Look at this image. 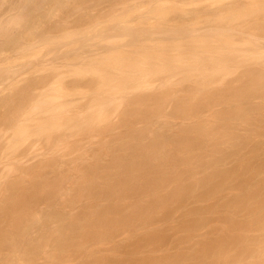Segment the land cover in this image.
<instances>
[{
    "label": "bare ground",
    "instance_id": "bare-ground-1",
    "mask_svg": "<svg viewBox=\"0 0 264 264\" xmlns=\"http://www.w3.org/2000/svg\"><path fill=\"white\" fill-rule=\"evenodd\" d=\"M6 1L9 0H0V12L8 3ZM12 1L10 0V2ZM117 1L118 3H116ZM133 1L94 0V3H92L95 6L99 4L100 7L101 4L105 5L104 9L106 4L103 3L115 2L117 6L120 5L119 10L116 4L115 8L114 5L113 8L112 5L109 6L110 9L117 10L112 11L113 13L110 10L111 14L107 12L109 14L106 18L108 22L105 21L106 24L103 22L105 25L100 27L102 28L100 32L105 34L108 31L110 33L111 31H113L112 33L123 31L128 34L130 39L132 38L131 43L139 45L141 50L138 46L136 48L138 51H136L134 46L132 47L126 43L125 46L132 47V53L128 51V54L124 50H129L130 47L123 50L118 49L120 47L119 38H113L114 40H112L109 36L111 40L109 41L107 36L108 39L105 38L106 40L101 41L102 44H99L102 46L107 40L108 43L113 41L114 43H111L112 49L110 50L111 47L109 46L110 48L105 51L106 47L104 46V51H100V53H104V57L100 55L102 58L98 57L99 59L93 53L96 59L95 62H97L95 65L93 63V65H90V62L94 60L89 59L90 62L83 61L85 66L81 67L82 69L77 67L78 70H82L81 72L78 71L77 74L73 73L75 77L79 75V77H76L78 80L79 78L84 79L82 81L85 82L88 75L91 77L88 78L90 81L85 82L90 83V89H85V92H89L84 94L85 97L89 101L96 98L100 102L99 110L94 109V107L93 109L96 112L91 113L92 115L88 113L89 120L84 116L87 119L84 120L85 123L83 122V119H85L83 115L87 116V114L82 112L87 108H84L82 103L79 104L81 100L79 102V100L73 98L77 92L73 91L75 95L72 91L69 93L70 90L68 89L70 88H68L67 93H63L66 89L62 90L64 87L60 88L59 86L57 89H61L62 92L54 89L51 91H56V94L61 92L64 95L58 94L56 96L54 92L53 94L49 90L51 87L47 83L50 84V81H46V77L42 74L39 75L40 77H36V81L42 75L45 78L38 79V81L42 80V84L39 81L40 85H45L43 83L45 81L47 82L45 86L48 85L49 88L44 86V89H46L43 92L39 93V91L38 96L35 94L34 97L37 99L32 100L33 97L29 98L36 90H40L37 89L38 86L41 87L38 82H34L35 78L31 79L33 86L26 83L28 86L24 91L28 87H32L33 90L35 85L37 87L33 93H31L33 91L31 88V92L28 89L30 92L27 91L29 97L26 95L27 93L25 95L19 93L17 95L20 96H16L17 92L14 94V91L15 96L11 95L12 99L9 95L12 93L9 91L11 89L8 88L6 90L9 91L8 96L10 97L5 99L2 96L5 92L0 89L2 92L0 93V96H2L0 97V172L4 170L0 174V264H69L72 263L71 260H75L76 264H140L142 261L141 264H264V105L255 101V99L264 100V49L257 50L254 48L256 51H253L251 48L252 46L255 47V43H261L260 40L264 37V32H261L264 31V23H257L258 20H264V4H261L262 1L264 3V0H256V3L251 0L254 4L248 0L254 6H251V3L249 4L247 0H237L236 4L237 2H244L243 4L239 3V9L241 6H246V10L245 8H243L244 11L242 8L240 9L242 12L240 10L234 12L235 8L238 9V5L236 6L233 2L234 0L230 4H226L225 7L220 4L216 9L211 8L209 4L205 6L204 2V6L200 7L201 5H198L201 9L208 10L204 15L206 16L204 19L207 21L208 26H213V28L211 27L212 31L214 28L217 29L219 22L221 23L219 25L224 23L222 26H227V29L228 26L231 28V24L235 22L232 25L231 32H226L227 30L224 32V35L230 34V36L227 35L229 38L223 36V31H219V33L210 36L213 38L205 35L203 39L207 37L206 42H202L201 37V40H199L197 38L199 35L195 34V36L188 33L197 25V29L201 28L202 31H207V28H210V26L203 27L207 26L204 25V20L202 22L198 21L203 17V15H200L201 13L199 14L200 17L202 16L201 18L193 13L196 10L198 11L199 7H194L193 12H191L190 8V10L186 7L183 8L182 3L184 2L182 0H179L180 3L182 2V7L174 5L176 3L172 4L170 1L168 2L170 3L169 6H162V8L159 6L161 4L159 2H163V0H138L134 2L137 4L140 2V5L141 2L142 4L147 2V8L134 12L133 9L140 10L141 6L139 5V8H137V4L134 6ZM187 1L190 4L202 2V0ZM257 1H260V4ZM10 2L9 8L6 7L7 10H4L6 12L2 13L3 15L0 17V51L1 48H7L5 49L7 52H9L8 49L14 50V48H17L16 50L21 51L19 52L21 53L20 57L16 54L17 58L25 59L15 63L19 59L14 62V58L9 57L10 61L14 62L9 63V58L3 57L7 60L8 65L3 61V64H0V80H7L6 82L17 76L16 74L19 71L21 73L24 66L26 70L27 65H33L32 62L35 60H41H37L38 57L34 51L38 48L37 44L41 45L43 43L48 52H52V54L55 52L54 55L57 52L60 54L62 50L59 51L60 48H57V45H67V43L74 41L77 43V40L85 39V37L92 39L93 35H97V30L95 31L92 28L96 25L90 26L89 23L95 18H100L99 21L105 19L106 14L102 17L100 14L104 12L96 11L100 14L95 18L92 14V18L90 17L92 20L88 17L90 11L89 14H86L88 16L85 21L87 22L89 19L88 25L90 29L92 28L93 34L90 29L84 30L85 22L81 21L84 16L82 17L79 14L83 10V4L78 8V3L75 4L71 0H14L12 3ZM71 2L74 7L75 5L78 6L75 8L76 12L73 11V6V9L69 7ZM132 2L133 5H131ZM175 2L177 1L175 0ZM180 3L177 2L179 5ZM232 3L234 9L232 8L233 5L231 6ZM164 5L166 4L164 3ZM208 5L211 9L208 8ZM229 5L233 11L228 8L231 13L223 12ZM248 5L251 8L247 7ZM98 7L97 5V9L101 10ZM90 8L87 7V10H84L88 11ZM117 11H119V14H116ZM132 11L140 13L133 16L136 18V22L139 23L138 25L136 22L130 21L131 18L133 20V17L129 18L133 15ZM83 12L85 15V11ZM189 12L197 16H194L196 19L198 18L194 22H199V24L192 22L195 19L193 17V19L190 18L191 21H182V23L187 22V24L191 22V24L189 23L190 26L180 25L179 15H181L180 17L186 16ZM237 12L241 13L238 14ZM60 13H65L66 16L70 13L75 15L70 14L65 17L63 14L59 16V20L57 14ZM153 13L155 16L150 15ZM203 13L205 14V12ZM223 13H226L225 16H223ZM76 14H79L77 16L82 18L79 19ZM112 14L115 16H112ZM170 15L176 16L175 18L172 16L174 19L178 17L179 20H176L179 23L175 24L176 21L170 18ZM52 16H56L55 20L57 19L58 23L67 18L65 19L67 21H62L63 25L67 23L66 28L64 27V31L60 30V35H57V37H62L60 40L55 39L56 33L52 34V31V33H49L50 29L47 31L44 29V24L51 25L49 18ZM70 16L72 18H69ZM156 16L158 19L155 18ZM113 17L114 19H112ZM150 17L157 19V22L154 19L156 23H151ZM240 18L243 19L244 24L248 21L247 18H249V21L253 19L248 27H244V24L242 26V23H240L242 22L239 20ZM48 19L49 22H47ZM69 19L83 25V27L79 25L84 30H82V34L81 31L78 33L79 31L75 28L76 34L66 33L61 36V33L66 32L65 29L69 28L68 23L71 24V21H68ZM109 19L112 20L109 21ZM170 19L175 21L174 24L169 23L172 21ZM143 20L146 23L145 26L142 25V27L127 33L126 28L133 27L128 23L131 22V24L141 26ZM99 21H97V27L101 26L102 21ZM147 21L153 24H150L152 28H156V36H153L155 30L149 28V23L148 27ZM209 22L211 24H208ZM213 22L218 23L212 24ZM255 22L262 29H260L261 31H259ZM93 24L91 22V25ZM192 24L196 26L192 27ZM54 25L52 27L55 29L56 26ZM255 25L257 28L251 31L255 32L257 30L259 32H255L249 40L256 35L257 38L252 39V41L255 42L256 39L259 41L252 45L253 42L246 39L244 41L243 39L250 37L253 33L250 34L249 29L246 28H250V26L253 28ZM60 26L58 25L59 29H61ZM85 26L87 27V23H85ZM234 26L239 27L235 32L240 31V28L245 29L239 33L244 30L249 32L250 35L247 34L246 36L242 33L245 37L239 33L238 36L245 43L249 42V46L245 45L244 42L245 46H243L245 50H248V47L251 48L252 52L246 51L247 53H245L243 49L239 51L236 48L240 43L238 42L239 37H236L237 33L232 34ZM225 27L221 28L219 26L218 29H226ZM203 28L207 30H203ZM195 29L192 31L196 32L197 29ZM141 31L145 34L141 33L140 35H146L147 39L143 38L142 40V37L139 36ZM47 33L52 35V38ZM260 33L261 38L258 36ZM99 34L98 37L100 36L99 39L102 40L103 37L101 38V34ZM53 36L55 37L53 38ZM201 36L203 37V35ZM232 36L234 39L230 41ZM129 37L126 39H129ZM155 37H159L157 41ZM223 37L229 40L225 41ZM99 39L96 40L99 42ZM179 39L181 40L179 41ZM146 40H149L148 43ZM222 40L224 43L221 42ZM262 40L264 41L263 38ZM83 41L81 40V51H83ZM154 41L156 42L154 43ZM235 41L238 42V45ZM92 42V40L91 42L88 41L91 44ZM96 42L93 44L98 45ZM117 42L118 48L116 47ZM263 43L260 47L264 48ZM43 44L41 47H43ZM77 44H80V42ZM87 44L85 42V45ZM143 44L148 46L150 44L151 47L146 45L145 47ZM259 45L261 44L256 46ZM122 46L120 48H123ZM241 46L242 43L239 48ZM16 50L9 53L13 54ZM109 50L110 52H108ZM112 50L115 51L113 53L115 56L113 54L108 55L113 52ZM117 50L119 54H124L116 57ZM98 51L97 54H99ZM105 52H108L107 55L110 56L107 59L105 58ZM3 53H5L4 50L1 54ZM83 53H80V58L86 56ZM86 54L88 55V53ZM8 55L6 53L7 57ZM66 55L63 59L67 61L64 63H68V66L65 65L67 67L72 65L75 68L76 65H73V61L74 64L79 63V61H75L80 60L79 55H76L77 59H75L74 54L73 56ZM90 56L87 57L90 58ZM46 59L41 60L43 61L42 68L50 65L49 60ZM83 59L81 58V60ZM46 61L49 62L48 65H46ZM236 64L243 65V72L241 71L240 75L238 72L242 68L235 69ZM37 65L39 64L37 63ZM80 65H83L82 61ZM66 66L62 68H66ZM41 67L39 65L38 69ZM46 69H51L53 72L52 68L47 67ZM115 70L123 72L118 74ZM234 70L238 71H236L238 74L237 79L231 80L232 82H225L226 76L234 73ZM63 73L61 72V76ZM45 75L47 74L45 73ZM56 75L59 76V74ZM80 75H85V78ZM14 80L15 86L17 80ZM74 81L76 80H73L72 86L75 85ZM24 82L22 81V83ZM2 83L4 84V81ZM76 84H79V81ZM62 85L63 83H61ZM81 92H84V89ZM117 95H119V98ZM94 96L96 97L94 98ZM5 97H7V94ZM85 97L84 100H86ZM28 99H31L30 104L27 103ZM77 101L80 106L76 105L75 102ZM94 102L95 106H98L97 103L99 102ZM114 108V112L117 109L121 110L120 115L118 114L119 116L114 119L118 121L113 120V115V118L111 117ZM55 118L58 119L57 122ZM86 121L88 122L86 123ZM8 124L11 130L10 133L8 132L9 136L6 137L9 130L5 126H8ZM116 129H122L123 133L119 130L121 133L115 135L114 130ZM76 130L80 133L81 139L84 136L85 141L87 140L86 144L91 141L96 143L92 147L96 145L97 147L92 148L88 145L87 148V145H85L87 148L85 150V147L83 149L84 145L82 146L85 141L81 143L79 139L78 146L75 143L74 145L71 144L72 146L76 145L74 152V150L72 151L74 148L70 149L71 146L69 148L64 146L65 140L64 144L62 142L61 145H63V149L65 147V150H70L63 153V150H60L62 149V147L60 148L61 140L64 137L65 139L71 137V133ZM74 138L76 137L74 136ZM95 140L97 141L95 142ZM35 146L36 148L40 146L42 150L33 149ZM88 149L89 151H87ZM245 149L246 151H244ZM76 151L79 153L75 155ZM73 153L74 155L70 156L72 158L69 159L68 155ZM28 154L38 157H34L35 160L30 158L32 156L28 157L33 162H30V160L25 161L26 158L24 160V157L21 160L22 155ZM231 163H233L232 166ZM5 166L10 167H6L9 170L8 172H6ZM1 177L5 178L1 180ZM3 180L6 181L3 182ZM234 189L237 191H233ZM216 198L217 200L220 198V205L218 204L219 201L216 203ZM192 201L194 205H191ZM206 201L208 204L205 203ZM209 201L219 206H211ZM202 203L203 207L206 204L205 208L202 207ZM187 204L188 206L190 204L191 207L196 206L188 210ZM183 207L184 211L187 212L185 213L186 216L182 213L184 212L182 211ZM173 213H178V216L181 213V216L183 214L186 218L184 219L182 216L177 221ZM169 217H174L177 223L174 220L175 224L173 225V220L171 223ZM159 218L164 221L161 220L158 223L161 225L163 221L164 224H162L165 226L157 225ZM179 224H182L181 228ZM153 225L157 228L154 229ZM170 229L174 234L169 232ZM183 229L186 231L184 235L180 232ZM200 229L204 234L199 232ZM167 233L170 235H167ZM121 236L128 238L127 240L131 239L133 242L130 243ZM195 237L200 238L199 241L197 240L199 243H196L197 238L194 240ZM122 238L125 239L124 243L133 244V247L130 244V246L128 244L126 246L122 242L124 240H120ZM166 239H170L172 242L168 241L167 243ZM134 240L137 246L134 245ZM192 240L195 244H192ZM150 243L154 247L159 246L162 254L161 251L159 256L151 253L154 257L150 254L152 258L146 257L145 259L141 257L145 252L142 250L150 249L152 251L153 247ZM145 244H147V247L148 244L151 245L148 247L149 249H140V245L146 246ZM128 247L132 248L129 249ZM155 251L159 252V249ZM138 253L143 254L139 256ZM144 256L146 255L144 254ZM147 256L149 255L147 254ZM136 258L137 260H135ZM231 258H234L235 261L233 259V262H230Z\"/></svg>",
    "mask_w": 264,
    "mask_h": 264
},
{
    "label": "rangeland",
    "instance_id": "rangeland-1",
    "mask_svg": "<svg viewBox=\"0 0 264 264\" xmlns=\"http://www.w3.org/2000/svg\"><path fill=\"white\" fill-rule=\"evenodd\" d=\"M11 1H12V0H11ZM13 1H14V0H13ZM13 1H12V2H13ZM71 1H72L73 3L75 2V4L78 3L77 5H79V7H78L77 5H75V7H74V4H73L72 2L69 3V4L71 5V6H69V7L72 8V6H73L74 9H73V8H72V9H73V11L75 10V12H76V9H75L76 7L80 8V6H82V4H83L84 7H85V6H86V3L88 2V3H87V6H86L85 8L82 6V9H83V10H81L82 12L79 13L82 17L84 16V17H83L84 19H83L82 17H78L79 14H76V17H78L79 19L82 18L81 21H82L83 23H84V22L87 23V27H89V25H88V21H89V19H88L87 22H86L85 20L87 19V16H88V15H86V14H89V11H90V16H88L89 18H90V17L92 18V16H91L92 14H93V17H94V18H95V16L98 17L100 13H99V12H96V11L104 12V13L100 14V16H102V17H104V14H105V13L107 14V16H106V14H105V19H101V20H100V21H102V22H101V26H99V27H97V25H98V24H97V23H98L97 21H99L100 18H99V19H98V18H97V19L95 18L97 21H96L95 19L92 20V19L90 18V20H92V21H91L92 24H93V23H94V24L91 25V22H90L89 24H90V26H94V25H96V26H94V27H92V28H93V30L95 29V31L97 30L96 33H98V34H99V33L101 34L100 29H102V28H100V27H102L103 25L106 24L105 21L108 22V20L106 19V18L108 17V15L111 14L112 11H116V10H117V9L112 10L113 5H114V8H115V4L118 3V1H117L116 3H115V2H114V3H110V2H109V3H103V4H106V7H109V6L112 5V8L110 9V7H109V8H108L109 10H108L106 7H105V9H104V6H105V5L103 6V5L101 4V7H100L99 4H96V6H95V4H92V3H94V0H93V2H92V0H88V1H87V0H82V2H80V0H79V2H78V0H77V2H76V0H75V1H74V0H71ZM83 1H84V2H83ZM86 1H87V2H86ZM119 1H120V0H119ZM134 1H138V0H134ZM134 1H133V2H134ZM139 1H140V0H139ZM141 1H143V0H141ZM166 1H167V0H166ZM166 1L164 2V0H163V2H164L166 5H164L163 2H159V3L163 4V5L159 4V6H161V8H162V6H163V7H165V6H167V5L169 6L170 3H168V2L171 1L172 4L176 3V4H174V5H178L179 7L183 4V6H184L183 8H185V7L188 8V9L190 8V9L192 10L191 12H193L194 7H195V8H198V7H199L198 5H201L200 7H202V6H204V3H205V6H207V4H209L211 8L214 7V8L216 9V8H218V5L220 6V4H221L222 6L225 7L226 4H230L231 1H233V0H202V2L199 1L198 3L192 1V2H193L192 4L188 3L187 0H185V1L182 0L185 4H190V5H188V6H186V5H185L184 3H182V2H181V3H182V4H181L179 0H176V1H177L178 3H180V5L177 4V2H175V0H173V2H172V0H168L167 2H166ZM190 1H191V0H189V2H190ZM236 1H237V0H234L233 2L235 3ZM242 1H246V0H242ZM247 1H248V0H247ZM249 1H251V0H249ZM249 1H248V2H249ZM7 2H8V3H7ZM9 2H10V0H9V1H6L7 4H6L5 7L3 8V10L1 9L2 11L0 12V13H1V14H0V17L6 12V11L4 12V10H7V8H9V7H8V6H9ZM12 2H10V3H12ZM85 2H86V3H85ZM133 2H132L131 5H133ZM203 2H204V3H203ZM208 2H209V3H208ZM251 2H253V1H251ZM251 2H249V4H250ZM254 2L256 3V0H254ZM254 2H253V4H254ZM257 2L259 3L260 1H257ZM80 3H81V4H80ZM139 3H140V2H138V4H137L136 2H134V6H135V4H137L136 6H137V8H139V7H138V6L140 5ZM144 3H145V4H142V2H141L140 10H138V9H137V10H136V9L134 10V9H133V11H134V12H136V11L138 12V11H142L143 9L147 8V7H146V6H147V4H146L147 2H144ZM196 3H197V4H196ZM223 3H224V4H223ZM239 3H240V4H243L244 2H243V3H242V2H239ZM239 3H238V2H237V4L235 3L236 6L238 5V6H237L238 9H236V8L234 9V5H233V3L231 4V6L233 5L232 8L234 9V12H235V11H239L241 8H242L243 11H244L243 8H245V10H246V6H245V7H242V6H241V8L239 9V7H240V6H239ZM258 3H257V4H258ZM129 4H130V3H129ZM172 4H171V5H172ZM193 4H194V5H193ZM253 4L251 3L250 5H251V6H254ZM259 4H260V3H259ZM261 4H264L263 1H262ZM97 5L99 6L98 8H100L101 10L97 9ZM123 5H124V4H123ZM155 5H156L157 8H159L157 4H155ZM195 5H197V6H195ZM209 5H208V8H210ZM244 5H245V4H244ZM116 6H117V4H116ZM119 6H120V5H119ZM119 6H117V8H118ZM125 6H126V4H125ZM127 6H128V5H127ZM134 6H133V7H134ZM191 6H192L193 8H192ZM216 6H217V7H216ZM227 6H228V5H227ZM231 6L229 5V7H227V9L230 8ZM236 6H235V7H236ZM251 6L248 5L247 7L251 8ZM258 6H260V5H258ZM258 6H257V7H258ZM6 7H7V8H6ZM87 7H88V9L91 7V8H93V10H91V8H90V10L86 11V10H87ZM102 7H103V10H102ZM122 7H123V6H122ZM133 7H131V8H133ZM181 7H182V6H181ZM200 7H199V8H200ZM120 8H121V6H120ZM203 8H204V7H203ZM211 8H210V9H211ZM232 8H230V9L233 11ZM249 8H247V9H249ZM253 8L255 9L256 7H253ZM253 8H252V9H253ZM69 9H70V8H69ZM84 9H86V10H84ZM95 9H96V10H95ZM188 9H187V10H188ZM190 9H189V10H190ZM200 9H201V8H200ZM200 9H199L198 11L195 9L196 11H194L193 13H194V14L196 13L195 15H197V16H199V17H200V15H203V17L201 16L202 18L200 17V18H201L200 20H199L198 18H197V19H198V21H201V22L204 20L205 24H204V22H203V24H204V25H207V23H206L207 21H205V19H204L206 16H204V15H206V13H207L208 10L205 11V10H203V9H201V10H200ZM227 9H226L225 11H223V12H226V11H227V12H230V11H231L230 9H228L229 11H228ZM254 9H253V10H254ZM70 10H71V9H70ZM94 10H95V11H94ZM110 10H111V12H110ZM118 10H119V8H118ZM242 10H240V11L242 12ZM83 11H85V15H84V12H83ZM105 11H106V12H105ZM133 11H132L133 15L130 16L129 18L133 17L134 14H135V15L140 14V13H134ZM201 11H202V12H201ZM251 11H252V10H251ZM71 12H72V11H71ZM77 12H78V11H77ZM107 12H108L109 14H108ZM117 12H118V13H116V12H115V13H116V14H119V11H117ZM191 12H189L188 14H186V16L183 15L184 17H183V16L180 17L181 15H179L180 23H179V21H178V20H179L178 17L176 18V19H178V20L174 19L176 16H173V15H172V16L174 17V18H173V17L170 15L169 17L176 21L175 24L179 23L180 25L185 24V25H189V26H190L191 22H188V24H187V22L182 23V21H188V20L191 21V19H193V17L195 16V15L192 14ZM197 12H198V14H197ZM203 12H205V14H204ZM241 12H237V13L239 14V13H241ZM2 13H3V14H2ZM73 13H74V12H73ZM73 13H70V14L75 15V14H73ZM95 13H96V14H95ZM97 13H98V15H97ZM112 13H113V12H112ZM200 13H201V14H200ZM230 13H231V12H230ZM63 14L65 15V17H67V16L70 15V14H67V16H66L65 13H63ZM63 14H61V13H60V14H57V15H58L57 19L60 20L59 16H60V15L62 16ZM94 14H95V15H94ZM191 14H192V15H191ZM199 14H200V15H199ZM225 14H226V13H225ZM225 14L223 13V16H225ZM57 15H56V16H57ZM77 15H78V16H77ZM150 15L155 16L154 13H153V14H150ZM150 15H149V16H150ZM56 16H52V17H51V18L54 17V18H53L54 20H53V19L51 20V18H49V19H50V22H49V19H48L47 22H49L51 25H49V24H47V25L44 24V25H43V23H44L45 21H44L43 23H41V25L44 26V29H46L45 31H47V30L50 29V30H49V33H50L51 31L53 32V33L51 32L52 34H55V33H56V34H55L56 37L53 36V38L55 37L56 40H57V38L60 40V38H62V37H60V36L57 37V35H60V32H61L60 30L64 31V27H65V25H67V23H66V24L64 23L65 25H63V22H64L63 20H65V19H67V18H64L63 20L61 19L63 22H62V21H61V22L59 21V23H58V22H57L58 20H57V19L55 20ZM85 16H86V18H85ZM112 16H115V15L112 14ZM112 16H109V17H112ZM197 16H195V17H197ZM74 17H75V16H74ZM102 17H101V18H102ZM195 17H194V18H195ZM210 17H211V16L209 15V18H210ZM252 17H253V16H252ZM69 18H72V17L70 16ZM150 18H151V17H150ZM155 18L158 19L157 16H156ZM155 18H154V17L151 18V23L155 22V21H154ZM183 18H185V19L183 20ZM190 18H191V19H190ZM222 18H223V17H222ZM250 18H251V17H250ZM255 18H256V17H255ZM255 18H254V19H255ZM263 18H264V17H263ZM73 19H74V18H73ZM73 19H72V21H73ZM75 19H76V18H75ZM75 19H74V20H75ZM112 19H114V17H113ZM112 19H111V20H112ZM135 19H136V18L133 17V20H132V18H131L130 21H132V22H136L137 20H135ZM157 19H155L156 22H157ZM172 19H170V21H171ZM181 19H182V20H181ZM186 19H187V20H186ZM197 19H196V18L193 19L192 22H194V20L196 21ZM252 19H253V18H252ZM252 19H251V21H252ZM257 19H258V18H257ZM111 20L109 19V21H111ZM134 20H135V21H134ZM149 20H150V19H149ZM149 20H148V21H149ZM173 20H172L171 22H169V21H168V22H169L170 24H171V23L174 24L175 21H173ZM206 20H207V19H206ZM239 20L242 21V22H240ZM239 20H238V21H239L240 23H242V26H243V24H244L245 22L243 23V19L241 20V18H240ZM247 20H248V21H247ZM247 20H246V21L249 22V23L246 22V24H248V25L244 24V27H248V26L250 25V22H251V21H249V18H247ZM65 21H67V20H65ZM68 21H71V19H69ZM72 21H71V24L68 23L69 28L65 29L66 32L61 33V36L64 35V34H66V33H69V34H76L77 31H79L78 33H80V31H81V34L83 33V32H82V30H83V29H82L83 25H80L79 20L77 19V21H78L79 24H77L76 21H73V23H72ZM93 21H95V22H93ZM100 21H99V22H100ZM145 21H146V20H145ZM148 21H147V25H148V23H149V25H150L151 23L148 22ZM177 21H178V22H177ZM254 21H256V20H254ZM254 21H253V22H254ZM47 22H46V23H47ZM52 22H53V23H52ZM74 22L77 24V26H76V24H75ZM82 22H81V23H82ZM103 22H104L105 24H103ZM156 22H155V23H156ZM258 22H263V23H264V20H263V21L258 20L257 23H258ZM57 23H58V24H57ZM61 23H62V24H61ZM83 23H82V24H83ZM85 23H84V30L90 29V27L87 28V27L85 26ZM136 23H137V22H136ZM155 23H154V24H155ZM189 23H190V24H189ZM194 23H195V24H197V23L199 24V22H194ZM216 23H218V22H216ZM216 23L213 22L212 24H216ZM234 23H235V22H234ZM234 23L231 24V28H229V26H228V29H227V26H226V27H225V26H222L224 23H223L222 25H219V24H221V23L219 22L218 27H219V26H220L221 28H222V27H223V28L225 27L226 29H221V28L218 29V27H217V29L214 28L215 30L213 29V31L211 30V29L213 28V26H211V25H209L210 28H207V27H209L208 25H207V26H203V25H202L203 27H206L208 30L205 29V28H203V30H207V31H202V29L200 28L201 31H199L200 29H199V28H198L199 30L197 29L198 25H197V27H195L196 25H195V24H194V25L192 24V25H193L192 27H195L197 30L194 28V29L196 30V32H195V31H192V30H194V29L191 27L192 29H191L188 33H191V35H192V34H193V35H195V34H196V35H199V37L197 36V38H198L199 40L203 39L205 35H206L207 37H208V36L210 37V36L215 35L216 33H219V31H221V32L223 31V32H222L223 36H227L228 34H225V35H224V32H225L226 30H227L226 32H231L232 25H233ZM236 23H237V22H236ZM255 23H256V22H255ZM257 23H256V25H257ZM263 23H262V24H263ZM54 24H55V25H54ZM60 24L62 25L63 29H62V27L60 26ZM69 24H70L71 26H70ZM72 24H73V26H72ZM128 24H129V25H132L133 27L131 28V26H130V29H129V27H128L129 25H128ZM128 24H127V25H128V26H127L128 28H126V30H127V33H130V31H133V30H135V29H138V28L142 27V25L145 26L144 24H146V23H145L144 20H143V23H141V26H137L139 23H137V25L134 24V23L131 24V22L128 23ZM133 24H134V25H133ZM200 24H201V23H200ZM208 24H211V23L209 22ZM238 24H239V23H238ZM253 24H254V23H253ZM253 24H252V25H253ZM52 25L56 26L55 29L52 27ZM58 25L60 26L61 29L58 28ZM79 25L82 26V27H79ZM99 25H100V23H99ZM135 25H136L137 28L134 27ZM149 25H148V27H149ZM151 25H153V24H151ZM151 25H150L149 28L155 30V32H153V36H156V28H154V27L152 28ZM239 25H240V24H239ZM245 25H246V26H245ZM256 25H255V27H253V28L250 26L251 29H250V28H246L247 30L249 29L248 31L250 32V34L253 32L251 35L249 34V32H247V31H245V30H244V31L247 32V33H245L244 31H242V33L245 34V36H246L247 34L250 35V37H249V36L247 37L248 39H247L245 36H243L242 33H239L241 30H243V29H245V28H240V29H241L240 31L235 32V31H237V30L239 29V27H236L237 24H236V26H234V27L237 28V29L235 30V28H233L234 31L232 30V34H233V33H237V36H236V37H239V41H238V42H239L240 44L242 43V46H241V47H243V48H241V47L239 48L240 44L238 45V44H237L238 42L236 43V41H235L236 45H238V47L236 46V48H237L239 51H240V50L242 51V49H243V50L245 51V53H247V52L250 53V52H252L251 48L253 49V51H254V50L256 51V49H257V50H260V49L263 50V49H264L263 47H260V46H262V42H264V41L262 40V38L264 39V37H262V38L260 37V36H261V33H260V35H258V36L261 38V40H262V41L260 40L261 43H259V42L255 43L256 41H259V40H257V39L255 40V42L252 41V39L254 40V38H257L256 35H254V37H253L251 40H249V39L251 38V36H253V34H254L255 32H259V31L262 30V29H261L260 27H258V25H257L259 31H257V30H255V32H254V31H251V30H254V28H255V29L257 28ZM259 25H261V24H259ZM45 26H46V27L48 26V27L46 28ZM49 26H50V27H49ZM242 26H240V27H242ZM253 26H254V25H253ZM41 27H42V26H41ZM96 27H97V28H96ZM200 27H201V26H200ZM211 27H212V28H211ZM57 28H58V29H57ZM65 28H66V27H65ZM75 28H77V31L75 30ZM79 28H81V29H79ZM92 28H91L90 30L93 32ZM52 29H54V30H52ZM56 29L59 31V33H57L58 31H57ZM68 29H69V30H74V31H69ZM131 29H132V30H131ZM209 29H210V30H209ZM260 29H261V30H260ZM42 30H43V27H42ZM55 30H56V31H55ZM67 30H68V31H67ZM84 30H83V31H84ZM154 30H152V31H154ZM229 30H230V31H229ZM263 30H264V29H263ZM43 31H44V30H43ZM88 31H89V30H88ZM98 31H99V32H98ZM128 31H129V32H128ZM197 31H199V32H197ZM214 31H215V32H214ZM71 32H72V33H71ZM108 32H109V34H108ZM108 32H107V33L105 32V34H103V33H104V32H103V33H102L103 35L101 34V38L103 37L102 40L99 39L100 36L98 37V34H97V35H96V34L93 35L94 37H93L92 39H91L90 37H85V36H84L85 39H81V40H82V41L84 40V41L86 42V44L88 43V41L91 42V40L93 41L92 44L95 43V42L97 41L96 39H99L100 41H99V42H98V41L96 42V43L99 45V47H98V45H96V44H93V45H92L91 43H88L87 45H85V42L83 41V43H84V44H83V47H82V50H83V51H81V48H80V47H81L80 45L82 44L81 40H77V43L80 42V44H77V43L74 41V42H69L70 44L67 43V45H66V44H60V46L57 45V48H58V47L60 48L59 51L62 50V52H60V54L57 52L55 55H54L55 52H53V54H52V52H48V51H47V47H44V44H43V43H42V44H43V47H41V45H42L41 43H40L41 45H38V44H37L36 46H38V48H37V47H36V48H37L38 50H37V49H36L37 51L34 50V51L36 52V53H35L36 56L38 57L37 60H39V59H41V60L46 59L47 56H48V58H47L46 60H49L50 63L46 61L47 64H46V62H44V64L48 65V63H49L50 65H48V66H45V65H44V66H45L46 68H47V67L52 68L54 73L52 72L51 69H46L45 67H43V68L41 67L43 61H41V60L36 61V60H35L36 62H35V61H34V62H35L36 64H35L34 62H32L33 65H31V64H30V65H27L28 68H27L26 70H27L28 72L25 70L26 67L24 66V68H22L23 71H22L21 73H19V72H20V71H19V72L16 74L17 76H14L12 80L9 79V80H11L10 83H8L9 80H8V82H6L7 80H6V81H5V80H0L1 83H2V81H4V84H5V85L8 84L7 86H5L3 83H2L3 85L0 83V84H1V85H0V89H1V91L4 90L5 93L7 92V93H6V94H7V97H5L6 94H5L4 92H3V93H4L5 96L2 95V94H1V95L6 99V98L10 97L11 95H12V96H15L14 94L17 92V93H16V96H20V95H17V94H19V93H20V94H23V93H24V95L27 93L26 95L29 97L28 94L31 92V90H33L32 87H30L31 90H30V88L28 87V89L30 90V92H29L28 89H26V91H24V90H25V88H27L28 85L33 86V84H31V83H32V80H31V79H34V78H35V81H34V82H35V83L38 82V85H40L39 81H40L41 84H42V80H39V81H38V79H41V78L43 77L42 75H44V76L46 77V81H50V84L47 83V82H45V81H44L43 83H45V85H46V83H47L48 85H50L49 87H51V88H49L48 85H47V86H45V85H43V86L40 85L41 87H39V86L37 85V86H38V88H37V87H35V86H36V85H35V86L33 87L34 90H33L31 93H33V92L36 90V88H37V89H40V90H36L37 92L35 91L36 93L34 92L33 94H31V95H30L31 97H29V98H32V97H33L32 100H34V98H36V97H34L35 94H37L39 91H40L39 93H41V91L43 92V91L46 89V88L44 89V86H45V87H48L49 90H50V92H52V91H51L52 89H54V90H56V91L58 90V92H59V90H61V89H57V87L59 88V86H60V88L64 87V88H62V90H65V89H66L65 91H63V93H64V92L67 93V89L70 88V89H68V90H70L69 93H71V91L73 92V91L75 90L74 92H77V93H75V94L78 95V96H76V95L74 94V92H73V94L75 95V96H73V98H75L76 100H79V102H80V100H81V102H80L79 104L82 103L83 107H84V108H87V110H84V111L81 110V111H83L82 113L85 112L84 114H87V116H86V115H83V117L85 116L86 118H88L89 114H90V115L94 114V113H93V112L95 111L94 109L99 110L100 102H99V99H98V101H97V99L95 98L96 96H94L95 100H93V99H92L93 97H92L91 100H93V101H89V99L87 100V97H85L86 95H84V94H86V93H89V92H85V91H86L85 89H87V88H88V90L90 89V83H89V82L85 83V82L88 80V78H89L90 76L88 75V77L86 78V80H85V82H84V81H82V80H84V79H80V78H79V80H78L76 77H79V75H76V77H75V74H77V73H79V72L82 71V70L80 71V69H82V68L85 66V65H84V62H86V61L90 62L89 59H92L91 61L94 60L93 62H90V63H91L90 65H93V64L95 65V64L97 63V62H95L96 59L94 58L96 55H97L96 58H98V57L102 58L100 55H103V57H104V53H103V52L100 53V51H102V50L104 51L105 47H106V49H105V51H106L107 48H110V47H111V43H114L113 41H112L111 43H110V42L108 43V40L111 41V40H110V37H111L112 40H114V39H116V38H117V39L119 38L120 43H121V44L119 43V45H120V47L123 45V46H122L123 48H120L119 45H118V42H119V41H118V40H115V41H118V42H117V45H116L117 48L119 47L118 49H122V50H123V49H126V48L128 49L130 46H129V45L125 46L126 43H127V44H130L132 47L134 46L135 49L139 46V45H137V44H134V45H133V44L131 43V42H132V41H131L132 38L130 39V37L128 36V34H126V33L123 32V31H121V32L119 31V32H115V33H112L113 31H111V33H110V31H108ZM192 32H193V33H192ZM211 32H212V33H211ZM261 32H264V31H261ZM49 33H47V34H48V36L51 37L52 35H50ZM141 33H142V34H145V32L141 31V32L139 33V36L142 37V40H143V38H146V39H147V37H145L146 35H145V36L140 35ZM200 33H201V34H200ZM205 33H206V34H205ZM238 33L241 34L243 37H245V38L243 39L244 41H245V39L248 40V41H251V42H253V44L250 43V44H252V45H254V43H255V47H254V46H252V47L250 46L251 48L248 47V50H247V49L245 50V49H244V46H245L246 44L248 45L249 42L246 41L247 43H245L244 41H242V40L240 39V36H238ZM42 34H43V33H42ZM45 34H46V33H45ZM91 34H92V33H91ZM93 34H94V32H93ZM100 34H99V35H100ZM110 34H111V35H110ZM116 34H117L118 37L116 36ZM122 34H123V38H122ZM43 35H44V34H43ZM85 35H86V34H85ZM88 35H90V34H88ZM88 35H87V36H88ZM125 35H126V37H124ZM196 35H195V36H196ZM201 35H203V37H202ZM107 36H108L109 39L107 38ZM109 36H110V37H109ZM112 36H113V37H112ZM114 36H115V37H114ZM119 36H120V37H119ZM149 36H150V35H149ZM228 36H230V34H229ZM228 36H227V38H229ZM233 36H234V35H233ZM233 36H232V39H231V37H230V39H231L230 41H232V40L234 39ZM50 37H49V38H50ZM91 37H92V35H91ZM95 37H96V38H95ZM127 37H129V39H126ZM140 37H139V39H140ZM200 37H201V39H200ZM207 37H206V38H207ZM236 37H235V38H236ZM27 38H29V37H27ZM51 38H52V37H51ZM105 38H107L108 40H107L106 42H104V45L101 46L99 43L102 44V42H103L104 40H106ZM113 38H114V39H113ZM120 38H122V39H120ZM124 38H125V39H124ZM158 38H159V37H158ZM158 38L155 37L156 41H157ZM179 38H181V37H179ZM206 38H205V39H206ZM210 38H213V37H210ZM210 38H208V39H210ZM223 38H225V39H223V40H225V41L227 40L226 37H223ZM260 38H258V39H260ZM89 39H91V40H89ZM93 39H94V40H93ZM152 39H153V38H152ZM195 39H196V38H195ZM205 39H203L202 42H206ZM217 39H218V38H217ZM221 39H222V38H221ZM221 39H219V40H221ZM237 39H238V38H237ZM142 40H141V41H142ZM159 40H160V39H159ZM180 40H181V39H179V41H180ZM223 40H222L221 42H223ZM228 40H229V39H228ZM228 40H227V41H228ZM235 40H236V39H235ZM101 41H102V42H101ZM123 41H124V42H123ZM144 41H145V39H144ZM146 41H147V43H148L149 40H146ZM150 41H151V40H150ZM156 41H154V43H155ZM182 41H183V40H182ZM182 41H181V42H182ZM196 41H197V40H196ZM210 41H211V39H210ZM230 41H229V42H230ZM240 41H241V42H240ZM129 42H130V43H129ZM142 42H143V41H142ZM152 42H153V41H152ZM152 42H151V43H152ZM181 42H180V43H181ZM243 42H244L245 45L243 44ZM74 43H76V44L74 45ZM106 43H107V44H106ZM115 43H116V42H115ZM144 43H145V42H144ZM149 43H150V42H149ZM154 43H153V44H154ZM200 43H201V42H200ZM223 43H224V42H223ZM225 43H226V42H225ZM89 44H90V45H89ZM105 44H106V45H105ZM108 44H109V45H108ZM124 44H125V45H124ZM140 44H141V43H140ZM258 44H261V45L258 46V47H260L259 49H258V47L256 46V45H258ZM263 44H264V43H263ZM73 45H74V46H73ZM135 45H136V46H135ZM143 45H144V46L146 45L147 47H151L150 44H149V46H148L147 44H143ZM243 45H244V46H243ZM67 46H68V47H67ZM94 46H95V47H94ZM100 46L102 47L101 50H100V48H101ZM104 46H105V47H104ZM109 46H110V47H109ZM146 46H145V47H146ZM248 46H249V45H248ZM263 46H264V45H263ZM39 47H40V49H39ZM76 47H77V48H76ZM87 47H91V48H87ZM132 47H130L129 50H124V51H127L126 53H128V51H129L130 53H132V51H131V48H132ZM79 48H80V49H79ZM83 48H84V49H83ZM95 48L97 49V51H98V49H99V51H98L99 54L96 53L97 51H96ZM113 48H115V47H113ZM117 48H116V49H117ZM254 48H256V49H254ZM5 49H7V48H3V49L1 48L0 54L2 53L3 50L5 51V53H3V54L0 55V60H1L0 64H3L2 61L5 62V64H7V63H6V62H7L6 59L9 58V57H10V58H11V57L14 58V59H13L14 62H15L16 59H19V58H17L18 56H17L16 54H18L19 57H20L21 53H19V52H21V51L16 50L17 48H16V49L14 48V50H16L17 52L15 51L16 53L14 52L13 54H10L9 52H13L14 50H9V49H8L9 52H7V50H5ZM11 49H13V48H11ZM71 49H72V51H71ZM93 49H94L96 52H93V51H94ZM111 49H112V47L110 48V50H111ZM110 50H109L108 52H110ZM114 50H115V49H114ZM114 50H112L113 52L109 53L108 55L113 54V53L115 52ZM122 50H121V51H122ZM139 50H141V49H140V46H139ZM34 51H33V52H34ZM41 51H42V52H41ZM77 51H78V52H77ZM80 51H81V52H80ZM89 51H90V52H89ZM117 51H118V50H117ZM117 51H116V52H117ZM121 51H120V52H121ZM133 51H134V48H133ZM136 51H138V49H136ZM244 51H243V52H244ZM246 51H247V52H246ZM263 51H264V50H263ZM43 52H44V53H43ZM82 52H84L83 54L86 55L85 57H81V58H84L83 60H81V58H80V56H81L80 53H82ZM91 52H92V53H91ZM108 52H105V54H106L105 58H106V59L110 57V56L107 55ZM6 53H7V55L9 54L8 57L6 56ZM39 53H40V54H39ZM66 53H68L67 55H70V56H71V55L73 56V54H74V56H75L76 58H75V57H73V58H75V59H77V56H76V55H79L78 58H80V60L82 61V64H83V65H80V64H81V61L78 59V60H75V61H79V63L74 64V61H73V65H76L75 68H74V66H72V65H70V67H67V66H68V65H67L68 63H64V62H67V61L63 59V58L65 57ZM71 53H73V54H71ZM86 53H88V55H87ZM93 53H95V54H94L95 56L93 55ZM117 53H118V55H117ZM117 53H116V57L119 56V55H123V54H124V53L119 54V51H118ZM4 54H5V55H4ZM35 54H34V55H35ZM91 54H92L93 56H92ZM128 54H129V53H128ZM2 55H4V56H2ZM15 55H16V58H15ZM46 55H47V56H46ZM53 55H54V56H53ZM67 55H66V56H67ZM90 55H91V56H90ZM98 55H99V56H98ZM113 55H114V54H113ZM125 55H126V54H125ZM45 56H46V57H45ZM50 56H51V57H50ZM87 56H90V58L87 57ZM107 56H108V57H107ZM114 56H115V55H114ZM127 56H128V55H127ZM3 57L6 58V59H4ZM43 57H44V58H43ZM61 57H62V58H61ZM86 57L88 58V60H86V59H87ZM92 57H93V58H92ZM111 57H112V55H111ZM10 58L8 59V60H9V63H10V62H13V61H10ZM23 59H25V58H21V59H19V60H16L15 63H17V62H21ZM50 59H51V60H50ZM98 59H99V58H98ZM98 59H97V60H98ZM4 60H5V61H4ZM52 60H53V61H52ZM56 60H57V61H56ZM84 60H85V61H84ZM23 61H24V60H23ZM25 61H26V60H25ZM44 61H45V60H44ZM83 61H84V62H83ZM14 62H13V63H14ZM70 62H71V61H70ZM99 62H100V61H99ZM37 63L40 65L41 68L38 69L39 65H37ZM40 63H41V64H40ZM53 63H55V64H53ZM63 63H64V64H63ZM92 63H93V64H92ZM65 64H66L67 66H66ZM71 64H72V63H71ZM7 65H8V64H7ZM61 65H62V66H61ZM63 65L66 66V68H62V67H64ZM77 65H78V66H77ZM87 65H88V64H87ZM239 65H240V66H239ZM239 65L236 64V66H234V68L237 69V70H239V68H242V66H243L242 64H239ZM2 66H5V65H2ZM33 66H34V67H33ZM52 66H53V67H52ZM0 67H1V66H0ZM29 67H31L32 70H31V68H29ZM56 67H57V68H56ZM58 67H60V68H58ZM77 67L80 68V69L78 70ZM81 67H82V68H81ZM86 67H87V66H86ZM114 67H116V66H114ZM4 68H5V67H4ZM55 68H56V69H55ZM2 69H3V68H2ZM2 69H1V70H2ZM20 69H21V68H20ZM22 69H21V70H22ZM34 69H35V70H34ZM40 69H41V70H40ZM42 69H43V70H42ZM44 69H45V70H44ZM60 69H61V71H60ZM72 69H73V70H72ZM76 69H77V71H76ZM38 70H39V71H38ZM46 70H51V71H46ZM55 70H56L57 72H56ZM66 70H67V72H68V70H69V72L67 73ZM237 70H234V71L236 72ZM41 71H44V72H41ZM58 71H59L60 73H59ZM74 71H75V72H74ZM78 71H79V72H78ZM117 71H118V70H115V72L118 73V74H122V72H123V71H122V72H121V71H120V72H117ZM241 71L243 72V68L240 69L239 72L237 71V72L239 73V75L242 73ZM47 72H48V73H47ZM61 72H62V73L64 72V73L62 74V76H61ZM235 72L232 73V74L230 73L229 76L227 75L226 78H225V79H226L225 82H232L233 80L237 79L238 74H237V72H236V74H235ZM22 73H23V74H22ZM30 73H31V74H30ZM45 73H46L47 75H45ZM73 73H75V74H73ZM40 74H42V75H41V78H38L37 81H36V77H37V76L40 77V76H39ZM56 74H59V76L56 75ZM64 74H65V75H64ZM72 74H73V76H72ZM118 74H117V75H118ZM22 75H23V76H22ZM30 75H31V76H30ZM49 75H51V76H49ZM69 75H70V76H69ZM85 75H86V74H85ZM85 75H84V76L80 75V76H82L83 78H85ZM20 76H21V77H20ZM34 76H35V77H34ZM48 76H49L50 78H49ZM53 76H54V77H53ZM56 76H58V77H56ZM86 76H87V75H86ZM17 77H18V79H17ZM26 77H27V79H26ZM45 77H43V78H45ZM47 77H48V78H47ZM73 77H74V79H73ZM20 78H21V79H20ZM22 78H25V79L23 80ZM57 78H59V79L56 80ZM70 78H71V79H70ZM75 78H76V79H75ZM90 78H91V77H90ZM14 79L17 80L15 86H14V83H15V82H13ZM53 79H54V82H53ZM60 79H61V80H60ZM92 79H93V78H92ZM92 79H91V80H92ZM115 79H116V78H115ZM117 79H118V78H117ZM117 79H116V80H117ZM15 80H14V81H15ZM21 80H22V81H25V82L22 83ZM73 80H76V81H74V84H75L74 86H72V85H73ZM119 80H121V78H119ZM231 80H232V81H231ZM58 81L60 82V85H59V82H58ZM66 81H68V82H66ZM77 81H79V84H76ZM88 81H90V79H89ZM18 82H19V83H18ZM51 82H53V83H51ZM64 82H65L66 84H65ZM81 82H84V83H81ZM11 83H13V84H11ZM26 83H27L28 85H27ZM35 83H34V84H35ZM57 83H58V84H57ZM61 83H63L64 86H63V85L61 86ZM10 84H11V85H10ZM19 84H20L21 86H20ZM68 84H69V85H68ZM70 84H71V85H70ZM80 84H81V86H80ZM82 84H84V85L82 86ZM86 84H88L89 86L86 85ZM16 85H17V86H16ZM51 85H53L54 87L51 86ZM56 85H57V86H56ZM67 85H68V87H67ZM78 85H79V86H78ZM85 85L87 86L86 88H85ZM1 86H2V88H1ZM3 86H4V88H3ZM25 86H26V87H25ZM55 86H56V88H55ZM65 86H66V87H65ZM69 86H71V87H69ZM6 87H7V88H6ZM17 87H18V88H17ZM72 87H74V88L72 89ZM81 87H82V88H81ZM8 88L11 89V90H9V91L12 92V93L10 92V93H11V94H9L10 96H8L9 91L6 90V89H8ZM13 88H14V89H13ZM48 88H47V90H48ZM77 88H78V89H77ZM18 89H19V90H18ZM83 89H84V92H85V93H84V92H81V93H80V91H81V90L83 91ZM22 90H23V91H22ZM62 90H61V92H62ZM78 90H79V91H78ZM1 91H0V93H2ZM14 91H15V92H14ZM27 91H28L29 93H28ZM56 91H55V92L53 91V92L56 94ZM13 92H14V94H13ZM53 92H52V93H53ZM58 92H57V93H58ZM61 92L58 93V94H62ZM78 92H79V93H78ZM54 93H53V94H54ZM58 94H56V96H58ZM80 94H81V95H80ZM32 95H33V96H32ZM38 95H39V94H37V96H38ZM62 95H64V94H62ZM82 95H84V96H82ZM2 96H0V97H2ZM12 96H11V97H12ZM54 96H55V95H54ZM117 96H118V98H119V95H117ZM84 97H85V99H86L87 101L84 100ZM82 98H83V99H82ZM88 98H89V97H88ZM97 98H98V97H97ZM12 99H13V97H12ZM36 99H37V98H36ZM3 100H4V99H3ZM82 100H84V101H82ZM0 101H1V99H0ZM29 101L31 102V99H28V102H27V103H29ZM94 101L99 102V103H97L98 106L96 105L98 109L96 108V106H95V104H94V103H95ZM255 101L258 102V103H260V104H263V105H264V100H263V99H255ZM83 102H84L85 104H84ZM90 102H92V103L89 104ZM75 103H77L76 105L80 106V105L78 104V101L75 102ZM29 104H30V103H29ZM29 104H28V106H29ZM87 104H88V105H87ZM86 105H87V106H86ZM89 105H90V106H89ZM81 107H82V106H81ZM83 107H82V108H83ZM94 107H95V108H94ZM91 108H92L93 111L90 110ZM93 108H94V109H93ZM219 108H220V107H219ZM119 109H120V107H119ZM119 109H117L116 112H114L115 108L113 109V111H112V113H111V117H112V115H113V117H114V118L112 117L113 120L116 119V118L120 115L119 112H121V110H119ZM217 109H218V107H217ZM217 109H216V110H217ZM220 110H221V108H220ZM90 111H91V112H90ZM95 112H96V111H95ZM113 112H114V113H113ZM82 113H81V114H82ZM88 113H89V114H88ZM91 113H92V114H91ZM118 114H119V115H118ZM205 114H207V112H205ZM115 115H117V116H115ZM85 117H84V118H85ZM86 118L83 119V122H84V120H87ZM55 120H56V122L58 121V119H56V118H55ZM88 120H89V118H88ZM114 121H118V120H114ZM56 122H55V123H56ZM87 122H88V121H86V123H87ZM89 122H90V121H89ZM84 123H85V122H84ZM97 123H99V122L97 121ZM97 123H96V124H97ZM88 124H89V123H88ZM90 124H91V122H90ZM90 124H89V125H90ZM5 125H7V124L5 123ZM86 126H87V125H86ZM5 127H7V129L9 130V131H7V129L4 130L5 132L7 131V133H6V134H7L6 137H7V136H9V133H10L11 127L9 126V124H8V126H5ZM5 127H4V128H5ZM8 127H9V128H8ZM119 130H120V129H119ZM119 130H118V129L114 130L115 135H116V133H118V134L121 133L120 131H122V133H123V130H122V129H121L120 131H119ZM53 131H54V130H53ZM76 131H77V130H76ZM76 131H75V132H76ZM116 131H119V132H116ZM8 132H9V133H8ZM75 132H74V133H75ZM11 133H12V132H11ZM74 133H73V132L71 133V135H72L71 137H70V136H69V137L66 136V137H68V138H66V139H65V137H64V138L61 140L60 145H61L62 142H63L62 144H64V141L66 140L64 146H66V147L68 146L67 148H69V147L71 146L70 149H71V148H74V149H72V151L74 150V152H75V146L79 143L80 140H81V141H80L81 143H82L83 141H85V138H84V136H83L82 139H81V138H80L81 135H80V133H78V131H77V134H76V133L74 134ZM73 134H74V135H73ZM10 135H11V134H10ZM78 135H79V136H78ZM113 135H114V134H113ZM113 135H112V136H113ZM74 136H75L76 138H77V137H78V138L76 139V138H74ZM72 137H73V138H72ZM113 137H114V136H113ZM8 138H9V137H8ZM10 138H11V137H10ZM69 138H70V139H69ZM83 138H84V139H83ZM97 138H98V137H97ZM97 138H95V139H97ZM79 139H80V140H79ZM93 139H94V138H93ZM93 139H92V141H94ZM107 139H109V138H107ZM71 140H72V141H71ZM73 140H74V142H73ZM75 140H76L77 142H76ZM78 140H79V141H78ZM86 141H87V140H86ZM86 141L83 142V144H82V146L84 145V146H83V149H84L85 145H87V148H88V145H89V147H92L93 144H96V143H92L91 141H90V143H92L91 145H90L89 142H87V143H89V144H86ZM96 141H97V140H95V142H96ZM74 143H75L76 145H75V146H72V145H74ZM84 143H85V144H84ZM71 144H72V145H71ZM60 145H59V146H60ZM37 146H38V145H37ZM62 146H63V145H61L60 148H61ZM77 146H78V145H77ZM94 147H97V145L94 146ZM94 147H92V148H94ZM32 148H33V147H32ZM32 148H31V149H32ZM37 148H38V149H37ZM37 148H36V146H35L33 149H37V151H39L40 146L37 147ZM87 148L85 147V150H86ZM70 149H68V150H70ZM40 150H42V149H40ZM60 150H63V151H62L63 153H64V152L66 153V151H68V150H65V147H64V149H63V147H62V149H60ZM64 150H65V151H64ZM234 150H235V149H234ZM87 151H89V149H88ZM244 151H246V149H245ZM244 151H243V152H244ZM76 152H77V151H76ZM63 153H62V154H63ZM71 153H72V152H71ZM71 153H70V154H71ZM78 153H79V152L75 153V155L78 154ZM29 154H30V153H29ZM29 154H28V155H25V156L22 155V156H21V160H22V157H24V158H23L24 160H25V158H26L25 161H29L30 159H29L28 157L32 156V155H29ZM70 154L68 155L69 159L72 158V157H70V156H73L74 153H73L72 155H70ZM26 156H27V157H26ZM64 156H65V154H64ZM34 157L37 158L38 156H32V157H30V158L33 159V160H35ZM65 157H67V155H66ZM74 157H75V156H74ZM27 158H28V159H27ZM38 159H39V158H38ZM24 160H23V161H24ZM67 160H68V159H67ZM31 161H32V160H30V162H31ZM36 161H37V160H36ZM36 161H35V162H36ZM32 162H33V161H32ZM1 164H2V163H1ZM20 164H21V163H20ZM23 164H24V163H23ZM3 165H4V164H3ZM228 165H229V164H228ZM230 165L232 166L233 163H231ZM1 166H2V165H1ZM6 167H9V166H5V169L7 170V171H6V170H5V171L8 172L9 170H8V168H6ZM2 168H3V167H2ZM9 168H10V167H9ZM1 171H2V169H1ZM10 171H11V170H10ZM2 172H4V170H3ZM2 172H0V174H1ZM5 174H6V173H5ZM4 176H5V175H4ZM5 177H7V176H5ZM5 177H4V178H5ZM50 177H51V176H50ZM4 178L1 177V180L4 179ZM7 179H8V178H7ZM5 181H6V180H3V182H5ZM253 181H255V180H253ZM252 183H253V182H252ZM254 184H255V183H254ZM235 187H236V186H235ZM235 189H236V188H235ZM235 189H234L233 191L236 192L237 190H235ZM227 192H228V191H227ZM231 192H232V191H231ZM225 193H226V192H225ZM210 201H211V200H210ZM210 201H209V202H210ZM214 201H215V199H214ZM218 201H219V202H218ZM189 202H190V201H189ZM189 202H188V203H189ZM192 202H193V201H192ZM192 202H191V203H192ZM217 202H218V204L220 203V198H218V200H217V198H216V203H217ZM205 203H207V201H206ZM213 203H214V202H213ZM213 203L210 202L211 206L214 205ZM198 204H199V203H198ZM198 204H197V205H198ZM207 204H208V203H207ZM218 204H216V205H218ZM191 205H194V202H193ZM191 205L189 204V206H188V204H187V209H188V210H189V209L191 210V209L195 208V206H196V205H195V206L191 207ZM201 205H202V207H203V203H202ZM216 205H214V206H216ZM219 205H220V204H219ZM219 205H218V206H219ZM218 206H217V207H218ZM188 207H189V208H188ZM205 207H206V204H205V206H204L203 208H205ZM208 207H209V205H208ZM182 209H183L182 211H184V207H183ZM179 212H180V210H179ZM188 212H189V211H188ZM182 213H184V215H185V213H187V212L184 211V212H182ZM177 214H178V213H173V215L175 216V218H177V221H179V220L181 219V218H179V217H182V216H183L184 219L186 218V217H185L186 215L184 216V215L182 214V216H181V213H179V216H178ZM176 215H177V216H176ZM160 218H161V216H160ZM160 218H159V221H157V223L160 222L161 220H163V219L160 220ZM169 218H171V217H169ZM172 218H173V219H172ZM172 218H171L169 221L171 222V221L173 220V223H172V222H171V223L174 225V224H175L174 222L176 221V219H174V217H172ZM184 219H182V220L184 221ZM174 220H175V221H174ZM182 220H181V221H182ZM163 221H164V220H163ZM163 221H162V223H163ZM169 221H168V222H169ZM177 221H176V223H177ZM181 221H180V222H181ZM183 221H182V222H183ZM182 222H181V223H182ZM157 223H156V224H157ZM162 223H161V225H160V223H158L157 225H158V226H159V225L162 226V225L164 224V223H163V224H162ZM178 223H179V222H178ZM156 224H155V225H156ZM155 225L152 226L154 229L157 228V227H156V228L154 227ZM177 225H178V224H177ZM180 225H181V226H180ZM163 226H165V225H163ZM163 226H162V227H163ZM179 226H180V228H181V227H182V224H179ZM150 228H151V226H150ZM153 228H152V230H154ZM203 229H204V227H203ZM201 230H202V229H200L199 232H202ZM206 230H207V229H206ZM203 231H204V230H203ZM169 232H172V233H173V231H171V229L169 230ZM180 232H181L182 235H184V233H186V231H185L184 229L181 230ZM173 234H174V233H173ZM173 234L171 235V237L173 236ZM201 234H204V233L202 232ZM123 235H124V233H123ZM125 235H126V233H125ZM167 235H170V234L167 233ZM179 235H180V234H179ZM185 235H186V234H185ZM127 236H128V235H127ZM129 236H130V235H129ZM121 237L125 238L124 236H121ZM123 238L120 239V240H124V241H122V242L124 243V242H125V239L127 240L128 238H125V239H123ZM196 238H197V237H195L194 240H195ZM170 239H171V238H170ZM170 239H169V240L166 239L167 243H168V241H171V242H172V240H170ZM199 239H200V238L198 237V238L196 239V241H197V240L199 241ZM118 240H119V239H118ZM120 240H119V241H120ZM130 240H131V239H129V240H127V241H129L130 243L133 242L132 240H131V241H130ZM194 240H192V244H195V243L193 242ZM127 241H126V242H127ZM138 241H139V240H138ZM196 241H195V242H196ZM198 241H197L196 243H199ZM117 242H118V241H117ZM117 242H116V244H117ZM134 242H135V240H134ZM139 242L141 243V241H139ZM139 242H137V243H139ZM142 242H144V241H142ZM171 242H170V243H171ZM130 243H127V244L129 245ZM140 243H139V244H140ZM144 243H145V242H144ZM187 243H188V242H187ZM187 243H185V244H187ZM190 243H191V241H190ZM190 243H188V244H190ZM124 244H125L126 246H128L126 243H124ZM124 244L120 243V245H123V246H124ZM135 244H136V242L134 243V245H135ZM142 244H143V243H142ZM150 244H151V243H150ZM150 244H148V247H150V246L152 245V244H151V245H150ZM192 244H191V245H192ZM117 245H118V244H117ZM130 245H132V247H133V244H130ZM130 245H129V246H130ZM145 245H146V246L140 245V246H141L140 249H142V248H143V249H144V248H145V249L148 248V247H147V244H145ZM167 245H170V244H167ZM136 246H137V244H136ZM170 246H173V245H170ZM132 247H128V248L130 249V248H132ZM134 247H135V246H134ZM151 247H153V249L151 248L153 252L148 248L149 250H147V249H146V250H142V251H145L144 254H145L146 256H144L143 253H140V254H143L142 256L138 253L139 256L144 257L145 259H146V257H147V258H149V257H151V256L154 257V255L159 256L160 251H161V250H160V247H159V246H156V247H157V248H156V247H154L153 245H152ZM189 247H190V245L188 246V248H189ZM126 248H127V247H126ZM154 249H155V250H156V249H159V252H156ZM172 250H173V249H172ZM147 251H148V252H147ZM154 251H155L156 253H155ZM151 253H153L154 255L151 254ZM147 254H148L149 256H147ZM150 254H151V256H150ZM161 254H162V251H161ZM152 257H151V258H152ZM138 258H140V257H138ZM233 259H234V258H233ZM233 259L231 258V261H230V262L235 261V259H234V260H233ZM135 260H137V258H136ZM147 260H148V259H147ZM232 260H233V261H232ZM70 262H72L73 264H76V261H75V260H71ZM134 262H135V261H134ZM139 262H140V261H139ZM142 262H143V261H142ZM142 262H141V263H142ZM230 262H229V263H230ZM72 263H69V264H72ZM135 263H137V262H135ZM141 263H140V264H141Z\"/></svg>",
    "mask_w": 264,
    "mask_h": 264
}]
</instances>
